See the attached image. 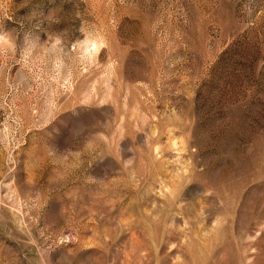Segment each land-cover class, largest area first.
<instances>
[{
    "label": "rangeland",
    "instance_id": "rangeland-1",
    "mask_svg": "<svg viewBox=\"0 0 264 264\" xmlns=\"http://www.w3.org/2000/svg\"><path fill=\"white\" fill-rule=\"evenodd\" d=\"M0 264H264V0H0Z\"/></svg>",
    "mask_w": 264,
    "mask_h": 264
}]
</instances>
